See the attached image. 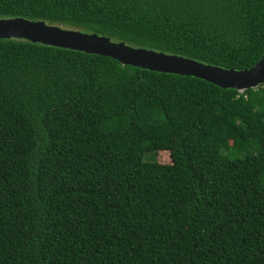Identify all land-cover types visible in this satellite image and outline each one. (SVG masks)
<instances>
[{
    "label": "trees",
    "instance_id": "16d2710c",
    "mask_svg": "<svg viewBox=\"0 0 264 264\" xmlns=\"http://www.w3.org/2000/svg\"><path fill=\"white\" fill-rule=\"evenodd\" d=\"M15 17L233 70L264 52V0H0ZM0 264H264V82L0 38Z\"/></svg>",
    "mask_w": 264,
    "mask_h": 264
},
{
    "label": "water",
    "instance_id": "95a60500",
    "mask_svg": "<svg viewBox=\"0 0 264 264\" xmlns=\"http://www.w3.org/2000/svg\"><path fill=\"white\" fill-rule=\"evenodd\" d=\"M0 38L25 39L32 43L55 46L113 58L130 65L160 73L191 76L223 89L243 91L264 82V52L248 69L233 70L144 48L130 47L94 33L64 29L39 20L20 17L0 19Z\"/></svg>",
    "mask_w": 264,
    "mask_h": 264
},
{
    "label": "rangeland",
    "instance_id": "374dc122",
    "mask_svg": "<svg viewBox=\"0 0 264 264\" xmlns=\"http://www.w3.org/2000/svg\"><path fill=\"white\" fill-rule=\"evenodd\" d=\"M156 160L161 164H168L170 162V156L168 152H158Z\"/></svg>",
    "mask_w": 264,
    "mask_h": 264
},
{
    "label": "clouds",
    "instance_id": "9594fccd",
    "mask_svg": "<svg viewBox=\"0 0 264 264\" xmlns=\"http://www.w3.org/2000/svg\"><path fill=\"white\" fill-rule=\"evenodd\" d=\"M239 92H241V91H239Z\"/></svg>",
    "mask_w": 264,
    "mask_h": 264
}]
</instances>
